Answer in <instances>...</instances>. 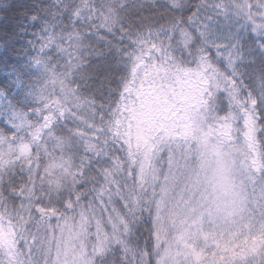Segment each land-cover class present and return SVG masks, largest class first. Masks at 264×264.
<instances>
[{
    "label": "trees",
    "instance_id": "obj_1",
    "mask_svg": "<svg viewBox=\"0 0 264 264\" xmlns=\"http://www.w3.org/2000/svg\"><path fill=\"white\" fill-rule=\"evenodd\" d=\"M250 15H264L260 0H0V71L20 69L25 83L19 93L11 90L14 102L26 107L27 97L40 107L44 101H67L72 114L60 120L57 140L46 137L44 145L36 137L38 152L32 143H7L0 129V200L12 202L11 215L0 204V223L15 229V249L17 220L36 216L54 226L45 232L54 238L50 259L58 255L55 228L82 222L86 252L114 249L109 252L112 264H121L135 251L136 264H160L167 249V238L158 235L161 193L174 168L162 145L142 171L145 150L132 146L135 134L127 127L130 97L155 63L206 75L198 80L204 91L201 127L215 134L218 127H234L237 137L227 147L243 149L251 172L264 182L258 129L243 107L247 94L257 92L264 79V46L243 27ZM52 37L62 41V50L54 55L52 47L40 62V44ZM100 93L110 113L106 135L93 118L94 96ZM76 125L82 140L68 136ZM24 135L21 131V139ZM204 135L190 142L196 165ZM22 145L30 147V159L38 164L35 173L36 167L19 153ZM58 161H64V170L52 177ZM255 205L249 209L264 213V203L260 210ZM7 251L0 246L5 264Z\"/></svg>",
    "mask_w": 264,
    "mask_h": 264
},
{
    "label": "rangeland",
    "instance_id": "obj_2",
    "mask_svg": "<svg viewBox=\"0 0 264 264\" xmlns=\"http://www.w3.org/2000/svg\"><path fill=\"white\" fill-rule=\"evenodd\" d=\"M218 34L216 30L214 36ZM52 47L55 49L51 52L57 55L62 50V41L45 38L40 44L43 55L39 52V61L43 56L47 59ZM190 73L176 70L168 63H155L142 75L130 97L132 120L129 118L127 127L135 134L132 146L145 150L142 171H147L151 158L157 157L155 149L162 145L168 147L169 168H174L168 171L161 193L158 235L167 238V249L160 264H179L187 260L189 257L181 256V252L191 253L195 264H229L230 260L235 264L244 259L245 250L253 244L259 248L262 238L254 222L261 219L263 212L256 215L254 208L249 207L253 201L258 210L263 207L264 182L251 172L243 149L227 147L228 142L237 137L234 127L224 126L222 122L219 126L224 127H218L217 134L201 127L204 91L198 80L206 79V75ZM192 76H196L197 81ZM204 132V139L198 143L200 153L196 165L191 159L190 142L193 136L201 137ZM182 145H186L183 151ZM19 150L20 155L36 167L33 168L35 173L38 164L30 159V147L22 145ZM64 165V161L55 163L50 176L57 177ZM172 223L176 224L174 230ZM55 229L58 231L55 261L83 264L82 252L86 253L83 223L64 222ZM14 235L11 225L0 223V246L7 250L4 241H14Z\"/></svg>",
    "mask_w": 264,
    "mask_h": 264
},
{
    "label": "snow or ice",
    "instance_id": "obj_3",
    "mask_svg": "<svg viewBox=\"0 0 264 264\" xmlns=\"http://www.w3.org/2000/svg\"><path fill=\"white\" fill-rule=\"evenodd\" d=\"M260 3L261 6H264V0H260ZM99 7L103 10L104 5H100ZM121 7H127V5H121ZM223 7L224 6L221 4L217 5V8ZM227 14L228 13L225 12V15ZM243 27L249 35L260 41L261 46H264V15L246 16ZM40 55H43L42 51ZM28 66L29 65L25 64L23 68H27ZM0 77H2L0 78V123L3 124V126H0V129H3L6 142L13 145L17 143L35 144L37 136L44 145L48 143V140L45 139L46 137L54 141L57 140V138L61 136V133L58 131L60 120L62 118H69L72 115L69 112L67 101L64 103L52 101V104H49L48 101H44L40 107H36L25 97L24 102L27 106H19L14 102L15 96L11 94V90L15 89L16 93H19L25 88V83L22 78L23 72L20 69H15L11 71L10 74H4V72L0 71ZM6 82L8 87L5 86ZM73 103H75V100H73ZM53 104L55 107L52 106ZM243 107L245 112L250 113L255 120L258 129L257 139L260 141V151L262 154L261 160L264 161V79L259 82L257 92L250 91L247 94V100L244 102ZM240 119H244V117L241 116ZM84 126L87 128L86 123ZM79 129L80 125H76L75 128L69 129L68 136L70 138L82 140L83 136L78 131ZM21 131L25 132L23 139H21L20 136ZM9 135L13 136L14 139L7 140ZM40 147V144H35L37 152ZM180 147L181 151H183L186 145ZM254 227L257 228L258 234L262 238L259 248L253 244L250 248L245 250L244 259L242 261L237 260L235 264H264V213H262L259 221L254 222ZM4 245L8 250L6 253V264H15L17 253L14 241L6 239ZM180 255H187L189 258L180 261L179 264H195L191 258V253L181 252ZM0 264H5V261L0 260ZM229 264H233V261L230 260Z\"/></svg>",
    "mask_w": 264,
    "mask_h": 264
},
{
    "label": "clouds",
    "instance_id": "obj_4",
    "mask_svg": "<svg viewBox=\"0 0 264 264\" xmlns=\"http://www.w3.org/2000/svg\"><path fill=\"white\" fill-rule=\"evenodd\" d=\"M94 99L98 100L96 104V116L94 120L96 122V127L100 129L101 135H106V130L109 127L110 121L108 113V108L105 104V98L103 93H100L98 96H94ZM2 204V211L8 215H11L12 211V202L8 197H4L0 200ZM47 226V228H46ZM54 227L49 224L47 219L43 217L37 218L33 216L31 221L28 220H17L16 222V234H17V259L15 264H64V261L61 259L55 261L50 259L53 253V237L50 235H45L47 229ZM134 235V233H133ZM87 236H85V239ZM119 243V241H117ZM81 251L82 250H78ZM115 251L114 249H106L103 254H97L96 251H88L82 254L84 255L83 264H112V260L109 257V252ZM126 253L130 250L125 248ZM136 252L132 251L130 260H123L121 264H136L135 261ZM143 255V253H141ZM43 257V259H42ZM140 264H143L141 260Z\"/></svg>",
    "mask_w": 264,
    "mask_h": 264
}]
</instances>
